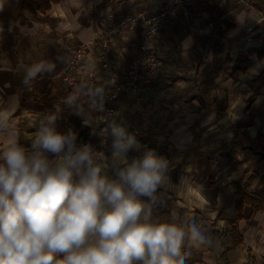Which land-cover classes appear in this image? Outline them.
Masks as SVG:
<instances>
[{
  "label": "crops",
  "instance_id": "obj_1",
  "mask_svg": "<svg viewBox=\"0 0 264 264\" xmlns=\"http://www.w3.org/2000/svg\"><path fill=\"white\" fill-rule=\"evenodd\" d=\"M24 1L0 0V110H8L11 123L10 131L0 132V148L16 138L30 148V136L45 116L41 99L50 83L57 84L58 95L79 94L74 105L86 106L87 99H94L84 94L88 78L80 77L79 85L64 79L74 46L92 42L88 62L99 68L102 51L94 43L98 34L119 24L126 14L144 10L155 15L165 0H58L39 14L22 8ZM260 1L208 0L212 9L184 7L162 27L157 45L164 53V67L157 80L138 93L148 109L145 138H138L130 127L139 121L140 106L132 94L119 99L115 116L103 118L106 109L101 106L92 111L95 123H83L90 130L80 142L107 152L101 132L115 118L141 144L130 157L153 149L169 161L173 185L187 180L180 188L169 189L165 207L153 210V218L161 221L172 210L184 220L195 218L209 236V245L183 250L185 264H264V210L247 205L237 231L230 224L237 217L239 187L264 197V160L233 143L236 124L250 117L245 131L254 139L264 134V87L248 107L255 92L250 82L264 72V54L258 53L264 49ZM142 29L135 23L127 35H113L117 63L128 61ZM37 62L53 68L27 88L22 83L25 70ZM96 78L92 86L103 85L104 96L110 77L101 72ZM66 125L79 132L74 124ZM238 234L243 241L235 244Z\"/></svg>",
  "mask_w": 264,
  "mask_h": 264
},
{
  "label": "clouds",
  "instance_id": "obj_2",
  "mask_svg": "<svg viewBox=\"0 0 264 264\" xmlns=\"http://www.w3.org/2000/svg\"><path fill=\"white\" fill-rule=\"evenodd\" d=\"M52 68L32 64L23 85ZM84 87L102 99L103 85ZM57 118L39 120L30 148L18 138L0 148V264H185L186 247L211 243L195 218L175 210L165 221L153 218L169 189L187 181L171 183L167 159L153 149L130 157L141 144L115 118L101 132L107 152L60 130ZM10 129L8 110H0V132Z\"/></svg>",
  "mask_w": 264,
  "mask_h": 264
},
{
  "label": "built area",
  "instance_id": "obj_3",
  "mask_svg": "<svg viewBox=\"0 0 264 264\" xmlns=\"http://www.w3.org/2000/svg\"><path fill=\"white\" fill-rule=\"evenodd\" d=\"M195 4V0H165L163 8L155 15H149L144 10L126 14L119 24L104 28L94 42L102 51L99 58L101 66L97 68L88 62L90 47L93 43L90 41L80 43L72 48L64 79L69 85H79L80 77H86L88 78L86 84L92 86L99 73H106L111 80L110 88L102 99L100 97L87 99L85 105L91 112L100 108L96 105L105 107L106 115L103 118L106 119L115 116L120 98L129 96V94L134 95L136 102L140 105L139 121L130 124V127L138 138H145L144 129L148 123V109L144 104V98H140L138 93L143 87L151 86L164 67V53L157 45L161 29L178 10L184 7H194ZM259 15H261V20H264V7L259 9ZM135 23L143 26L140 40L132 44V55L128 61L117 63L118 61L112 55V37L115 33L127 35V31Z\"/></svg>",
  "mask_w": 264,
  "mask_h": 264
},
{
  "label": "trees",
  "instance_id": "obj_4",
  "mask_svg": "<svg viewBox=\"0 0 264 264\" xmlns=\"http://www.w3.org/2000/svg\"><path fill=\"white\" fill-rule=\"evenodd\" d=\"M58 0H25L23 2L22 8L28 9L30 12L34 14L39 13H46L47 11L52 9V5L56 3ZM208 0H195V8L200 10L201 6L202 9H212L207 6ZM256 1V0H252ZM260 1V0H258ZM264 2L261 0L260 2ZM260 55L264 54V49L258 52ZM250 87L254 89V94L249 99L248 107L251 103L259 96L261 89L264 87V72L259 74L253 81L250 82ZM57 84L50 83L44 92L42 93L41 104L44 106L46 114L49 113H57V126L60 130L65 131L68 129L66 125V121L74 124L79 132L78 140H86L88 137V132L90 130L89 126L84 125L83 121L88 116L91 115L92 112L90 111L89 107L84 106L83 104H76L74 105L72 102H67V98L74 95V93L62 92V94L58 95L57 92ZM212 107H219V110L225 111L226 107H220L217 103H213ZM57 109L59 111L57 112ZM253 117H250L248 120L239 121L235 128H234V137L233 143L236 145H241L245 149L251 150L260 160H264V134L261 133L260 136L256 139L252 138L245 128L251 124ZM239 199L236 201V210H237V217L230 222L232 226V231H237V222L242 217V211L245 206L250 205L252 206L254 211H262L264 210V197L259 196L257 193L251 192L248 188L239 187L238 188ZM224 211L219 213V216L224 215ZM237 240H235V244H240L243 241V238L240 234L237 236Z\"/></svg>",
  "mask_w": 264,
  "mask_h": 264
}]
</instances>
